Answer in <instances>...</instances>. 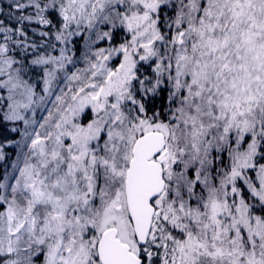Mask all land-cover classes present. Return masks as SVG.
<instances>
[{
	"label": "snow or ice",
	"instance_id": "1",
	"mask_svg": "<svg viewBox=\"0 0 264 264\" xmlns=\"http://www.w3.org/2000/svg\"><path fill=\"white\" fill-rule=\"evenodd\" d=\"M5 161L0 264H264V0H0Z\"/></svg>",
	"mask_w": 264,
	"mask_h": 264
},
{
	"label": "rangeland",
	"instance_id": "2",
	"mask_svg": "<svg viewBox=\"0 0 264 264\" xmlns=\"http://www.w3.org/2000/svg\"><path fill=\"white\" fill-rule=\"evenodd\" d=\"M12 159H14V156H10V157H9V161H11ZM9 161L0 162V169H2V168L4 167V165H5L6 163H8Z\"/></svg>",
	"mask_w": 264,
	"mask_h": 264
}]
</instances>
